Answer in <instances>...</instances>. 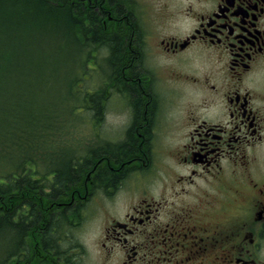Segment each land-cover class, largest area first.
Returning <instances> with one entry per match:
<instances>
[{"label":"flooded vegetation","instance_id":"flooded-vegetation-1","mask_svg":"<svg viewBox=\"0 0 264 264\" xmlns=\"http://www.w3.org/2000/svg\"><path fill=\"white\" fill-rule=\"evenodd\" d=\"M104 2H71L86 5L89 68L104 77L87 102L98 146L85 180L29 193L12 264H80L87 213L101 264H264V0ZM127 34L137 58L115 68L97 40Z\"/></svg>","mask_w":264,"mask_h":264},{"label":"trees","instance_id":"trees-1","mask_svg":"<svg viewBox=\"0 0 264 264\" xmlns=\"http://www.w3.org/2000/svg\"><path fill=\"white\" fill-rule=\"evenodd\" d=\"M2 1L10 7V13L4 10L1 5ZM60 2L67 4L62 6ZM71 2L72 0H65L64 2L63 0H0V15L6 14L5 17H0V47L2 49L7 47L8 53L11 52L8 55L11 71L2 70L1 72L0 70V243L5 242V231L8 232L7 238H9L4 247L0 246V249H3L2 257L0 254V264H7L12 257L22 259L24 228L26 226L23 224L25 205L32 203L26 201L29 193H35L39 196V191L44 188L43 184H50L49 187L52 191L56 189L58 184L61 189H70L69 187L73 185L74 180L80 181L79 176L82 175L83 177L85 173L83 168L86 167L87 162L80 164L74 155H70L68 159L64 157L60 166L55 167L57 163L51 157L56 153L50 154L49 150L38 147L36 140H33L38 135H43L45 148L59 147L62 149L63 155H68L65 151L66 148H70L69 145L72 143L68 141L73 135V130L69 128H73V123L76 122L78 109L75 102H83V107L86 108L85 104L90 99L89 91L79 87L80 84L84 85V80H86L84 73L88 63H90L88 33L85 30V21L82 19L88 12L85 4H81L82 10L78 14L72 12ZM105 3L104 0H100V7L107 6ZM75 15H78L79 21ZM17 16H22L23 21L18 20L13 25L12 18L17 20ZM123 19L126 23L133 24L130 17L126 16ZM48 28L56 29L55 38H59L62 34L63 40L66 42L62 43L64 47L59 48L55 55L48 57L37 45V42L34 43L33 49H30L32 45L22 43V33L25 30L30 32V29L41 31ZM10 30L15 36H19L17 39H12L15 41L12 47L2 40L6 38ZM99 37L97 34L96 39ZM77 38L83 40L81 44H77ZM132 39L131 35L127 34L125 39L120 38L118 40L116 37L109 40H97V44L110 48L112 51L111 61L115 68L121 66V68L128 70V66L131 64L128 58L131 56L134 59L137 58L135 52V55H131L135 45ZM70 43L77 45L78 52L81 51L82 53L78 55L84 56L82 61L78 57L79 61L76 62L74 58V62L82 74L72 75L70 72L72 78L67 75L68 81L64 87L66 93L63 97L67 116L60 115L59 110L55 111V115L47 117V121L52 122L37 132L38 128L34 124L42 119L41 116L35 111H32L30 115H23L21 111L15 110L17 103L23 101L28 90L37 86V80L34 76H39V72L36 73L35 70H32L35 59L39 57L40 61H43L47 56L56 63L55 69L59 70L60 55L66 52L65 46L70 45ZM121 54L124 59L118 62V57ZM45 74L41 78V85L46 90L51 87L52 80L50 76L45 77ZM119 74L122 76L124 70L119 71ZM21 75L24 77V81L29 83L28 86L6 83V79H10V76L13 77L14 82H17ZM134 97L137 101L136 94ZM145 107L147 108V106ZM147 111L149 112V110ZM141 115L143 114L141 113ZM30 125H32L31 129H29ZM54 196V192L47 194V197ZM49 204L50 201L47 200L46 205ZM13 214H15L17 221L14 232L11 226Z\"/></svg>","mask_w":264,"mask_h":264},{"label":"rangeland","instance_id":"rangeland-1","mask_svg":"<svg viewBox=\"0 0 264 264\" xmlns=\"http://www.w3.org/2000/svg\"><path fill=\"white\" fill-rule=\"evenodd\" d=\"M1 5L4 7V10L7 11L8 13L11 12L10 7L6 6L7 4L2 1ZM6 14L0 15V17H5ZM86 14L82 19L85 20ZM15 18H12L13 25L15 24L16 21H23L22 16H17ZM78 17V21H79ZM85 25V24H84ZM10 29H12L10 27ZM70 30V29H69ZM56 29H43V30H36V29H30V32L25 30L22 35V43L24 45H32L30 49H33V46L35 42H37V45L42 49L43 53H45L48 57H51L56 54L57 50L59 48H63L62 43H66L63 40L62 34H60L59 38H55L56 36ZM19 36H15L13 34V31L10 30L9 33L7 34L5 39H2L3 42H7L11 47L12 44L15 43L14 40L12 39H17ZM78 43H82L81 38H77ZM17 43V42H16ZM87 45V44H86ZM89 45V43H88ZM92 45V44H91ZM77 45L70 43V45L65 46L67 48L66 52L63 53V55H60V66L59 70L55 69L56 63L52 62L50 58H47L43 61H40L39 57L35 59V64H33V69L35 70L36 73L39 72V76H34L37 80V86L36 88H31L26 92L24 95V99L22 102L17 103V108L15 110L21 111L23 115L27 116L30 115L32 111H35L38 113L39 116H41V120L34 124V126H37L39 132L43 126L46 124L51 123L52 121H47L48 116H53L55 115V111L59 110L60 115H66L65 113V108L64 106V101L63 97L66 93L64 90V87L68 81L67 75H79L78 74V65L76 64L77 61L80 60L82 61V58L84 55H78L82 54L81 51L78 52L77 50ZM97 48L100 50L102 47ZM90 49V46H89ZM78 52V53H77ZM9 53H11L9 51ZM7 47H4L2 49L0 47V70H10L11 67L9 64V55ZM79 57V58H78ZM74 58L75 61L74 62ZM42 60V59H41ZM99 61H102L101 58L99 57ZM46 69V70H45ZM70 72H72L70 74ZM87 72V74H86ZM86 72L84 73L86 76V81L84 80V85L86 89H89L90 86L95 85L97 86H102L104 84V77L100 74L92 75L91 69H88V66L86 67ZM46 76H50L52 80V85L48 89H44L43 86L41 85V78L43 74ZM72 78V76H71ZM6 83L9 84H18L20 86H28L29 83L24 81V77L21 75L19 80L17 82L13 81V77L10 76V79H6ZM81 86V84H80ZM61 88L59 90V88ZM92 88V87H91ZM65 91V92H62ZM110 117V116H109ZM90 118L91 115L90 113L85 110L83 114L80 115L79 117V122H77L73 128H69L73 130V138L72 141L71 139L68 142H71L72 144L69 145L70 148H66L65 153L68 155H63L62 149H59V147L55 148H45V140L43 135H38V137L34 138L33 140H36V143L38 147L43 148L44 150H49L48 152L51 153H56L53 155L51 158L55 163V167L57 165L60 166L62 160L64 157L68 159L70 155H74L76 158H78L77 161H82V163H85L87 160V153H88V148H92V145L95 143V147H97L98 142L93 141L92 137L89 135L91 133V124H90ZM115 118V117H114ZM32 125L29 126V129H31ZM103 143V142H101ZM74 151V152H73ZM47 152V151H46ZM64 153V152H63ZM49 154V155H50ZM41 163V162H40ZM40 169L42 170L41 166ZM39 178L38 176H36ZM86 179V178H85ZM89 205H85L83 208V214L87 213V209L89 210ZM104 205H99L97 206V212L99 214V217L101 218L102 216V209ZM84 217H80V220L77 224V227L75 228L76 236L78 238L79 245L82 246L81 251H82V258L80 261V264H101L102 260L100 257L99 253V242H100V237H101V231H100V221L95 219L91 220L90 214H85L83 215ZM7 231H5V242L0 243L1 247H4L5 244H7L9 238H7ZM3 252V249H0V254ZM3 254H1L2 257Z\"/></svg>","mask_w":264,"mask_h":264}]
</instances>
